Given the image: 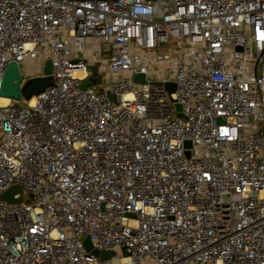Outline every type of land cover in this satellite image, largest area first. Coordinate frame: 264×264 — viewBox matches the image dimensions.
Segmentation results:
<instances>
[{
  "label": "built area",
  "instance_id": "built-area-1",
  "mask_svg": "<svg viewBox=\"0 0 264 264\" xmlns=\"http://www.w3.org/2000/svg\"><path fill=\"white\" fill-rule=\"evenodd\" d=\"M28 58L52 81L0 95V264H264V0H0V87Z\"/></svg>",
  "mask_w": 264,
  "mask_h": 264
},
{
  "label": "water",
  "instance_id": "water-1",
  "mask_svg": "<svg viewBox=\"0 0 264 264\" xmlns=\"http://www.w3.org/2000/svg\"><path fill=\"white\" fill-rule=\"evenodd\" d=\"M157 16H162L161 13L157 14ZM103 47L105 49L109 48L108 43H104ZM91 75L86 79L80 82V87H87L89 84L93 82L101 83L102 75L99 72L98 65L94 64L91 66ZM52 72L53 65L52 59L47 58L43 65V73L37 74L30 77L23 85V74L20 65L16 61H11L5 69V72L2 77L1 87H0V95L8 96L15 99H20L22 95L25 97H31L35 92L42 90L48 83L52 81ZM134 80L138 82L146 81V73L142 71H137L133 75ZM158 82V81H153ZM170 92L175 89L176 83L173 81H169L165 83ZM110 96L114 99V95L110 94ZM176 107L181 108V103L176 102ZM187 146L192 145V141L187 139L185 141ZM188 155L190 151L187 152ZM15 193H18V196H15ZM1 199L6 200L10 204H16L24 200L25 191L21 184H13L9 188H7L1 195ZM133 214V213H131ZM84 245L94 254L100 256L101 258H107L113 256L115 253L114 250L107 249H99L95 247L92 243V240L89 236L84 238Z\"/></svg>",
  "mask_w": 264,
  "mask_h": 264
},
{
  "label": "rangeland",
  "instance_id": "rangeland-1",
  "mask_svg": "<svg viewBox=\"0 0 264 264\" xmlns=\"http://www.w3.org/2000/svg\"><path fill=\"white\" fill-rule=\"evenodd\" d=\"M104 55H107L106 51L104 52ZM21 68L25 77L29 78L37 70L38 60L35 58H28L22 63ZM103 76H104L103 83L105 84V82H107L109 79V73L106 71L103 73ZM98 86L102 87L101 85Z\"/></svg>",
  "mask_w": 264,
  "mask_h": 264
},
{
  "label": "bare ground",
  "instance_id": "bare-ground-1",
  "mask_svg": "<svg viewBox=\"0 0 264 264\" xmlns=\"http://www.w3.org/2000/svg\"><path fill=\"white\" fill-rule=\"evenodd\" d=\"M8 100H9L8 97H2L1 98V101L4 102V103L7 102Z\"/></svg>",
  "mask_w": 264,
  "mask_h": 264
}]
</instances>
